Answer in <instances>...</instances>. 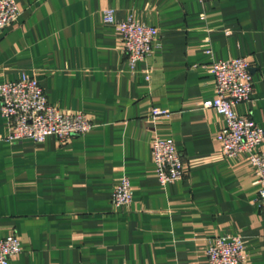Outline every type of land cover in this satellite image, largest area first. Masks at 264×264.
<instances>
[{
	"label": "crops",
	"instance_id": "1",
	"mask_svg": "<svg viewBox=\"0 0 264 264\" xmlns=\"http://www.w3.org/2000/svg\"><path fill=\"white\" fill-rule=\"evenodd\" d=\"M21 15L0 32V83L39 77L49 101L84 111L86 134L61 143L8 140L0 108V238L17 233L8 264H209L217 235L240 233L249 264H264V211L246 153L225 157L213 60L248 57L251 101L239 103L264 128V0H17ZM133 15L157 28L139 79L120 35L104 21ZM153 108L169 109L155 122ZM171 139L189 162L163 185L151 143ZM131 179V203L115 208L113 187Z\"/></svg>",
	"mask_w": 264,
	"mask_h": 264
},
{
	"label": "built area",
	"instance_id": "2",
	"mask_svg": "<svg viewBox=\"0 0 264 264\" xmlns=\"http://www.w3.org/2000/svg\"><path fill=\"white\" fill-rule=\"evenodd\" d=\"M21 15L17 0H0V32L16 22ZM104 21L113 25L120 35L122 47L127 54V65L136 78L149 79L150 68H143V62L154 46L161 45L157 28L129 15L125 19L116 17L115 9L103 11ZM215 76L217 95L205 101L223 115L226 125L218 135L225 157H237L246 153L255 168L259 185L257 201L264 211V128L250 113L240 114L235 107L251 101L254 93L253 66L246 57L213 60L210 64ZM0 108L9 126L8 140L32 139L41 142L50 134L61 143L73 137L88 133L94 126V118L84 111L63 109L49 101L45 89L36 75L23 72L18 78L0 83ZM169 109L153 108L149 119L155 122ZM158 180L166 185L184 179L189 162L183 159L175 142L155 137L151 143ZM134 190L128 176L113 187L112 201L115 208L132 202ZM21 238L17 233L0 238V264L9 261L22 252ZM209 264H249L246 241L242 234L217 235L207 245Z\"/></svg>",
	"mask_w": 264,
	"mask_h": 264
}]
</instances>
